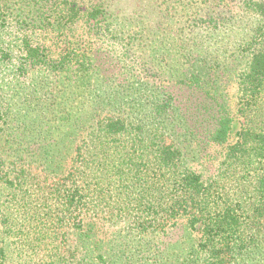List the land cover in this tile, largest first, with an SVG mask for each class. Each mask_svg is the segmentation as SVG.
I'll return each instance as SVG.
<instances>
[{
    "label": "trees",
    "instance_id": "1",
    "mask_svg": "<svg viewBox=\"0 0 264 264\" xmlns=\"http://www.w3.org/2000/svg\"><path fill=\"white\" fill-rule=\"evenodd\" d=\"M263 97L264 0H0V264H264V157L207 173Z\"/></svg>",
    "mask_w": 264,
    "mask_h": 264
},
{
    "label": "rangeland",
    "instance_id": "2",
    "mask_svg": "<svg viewBox=\"0 0 264 264\" xmlns=\"http://www.w3.org/2000/svg\"><path fill=\"white\" fill-rule=\"evenodd\" d=\"M178 94V92L176 93ZM191 96L189 104L187 106L183 105V98ZM206 97L200 96V94L192 92V91H184L177 96V103L185 109L187 114H195V112L204 113L201 116L202 119H208L210 117L214 118V111L212 105L210 109H207L206 104L202 101L205 100ZM240 101V93L238 90V86L235 82L231 84L230 89V100L229 103L231 107H228L232 110L233 116L236 118L232 123V128L230 135L226 139V144H223L221 148H219L218 153L224 149L229 142H235L237 140L236 132L239 131L246 123V113L237 112ZM258 109L255 114H250L248 117V122L250 126L255 128H260L259 134L254 133L249 136L246 135V144L242 146V149L236 150V154L241 155L244 158L241 161L239 167L235 166L236 164H228V160L224 161V158H218L217 156H213L210 158L208 162L207 173L213 174L218 181L219 187L223 188V190H227L228 192H232V195H245V199L247 200L250 194L255 192V188L258 185V181L260 179L261 168H263L261 163H258L259 159L264 157V97L262 101L256 106ZM218 108V106H217ZM243 112V110H242ZM195 118V117H194ZM205 124H208V121H205ZM218 155V154H217ZM32 174L34 177L39 180H47L49 183L51 182L52 175L46 174L41 167L34 165V169L32 170ZM37 190V191H36ZM44 190H48L45 188ZM43 190V191H44ZM32 191H36L37 194L40 192V188H32ZM31 192V189H30ZM8 196L7 193L4 194V199ZM12 197V196H11ZM244 200V198H241ZM259 201V200H258ZM244 204V203H242ZM20 218V217H19ZM261 223V222H260ZM22 226L25 225V222H20ZM262 224V223H261ZM65 251V250H63ZM46 257H48V253H45ZM48 258H52L51 256ZM46 258V259H48ZM263 261H264V248H263Z\"/></svg>",
    "mask_w": 264,
    "mask_h": 264
}]
</instances>
